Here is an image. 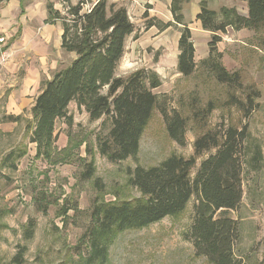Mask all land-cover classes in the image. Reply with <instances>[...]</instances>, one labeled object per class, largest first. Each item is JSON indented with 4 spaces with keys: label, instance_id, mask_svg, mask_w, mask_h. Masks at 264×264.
I'll return each mask as SVG.
<instances>
[{
    "label": "rangeland",
    "instance_id": "1",
    "mask_svg": "<svg viewBox=\"0 0 264 264\" xmlns=\"http://www.w3.org/2000/svg\"><path fill=\"white\" fill-rule=\"evenodd\" d=\"M14 1L17 0L11 3ZM28 1L36 22L47 18L49 1L62 12L65 10L58 0H26L25 5ZM108 1L127 4L123 0ZM92 2L85 0L84 8L90 7ZM141 4L139 12L129 15L137 38L133 35L127 38L116 75L125 78L138 69H150L159 75L161 85L152 89L157 95L158 106L144 128L138 152L123 161L112 163L99 154L97 139L107 132L106 125L102 126L104 118L90 121L84 109H78L75 102L68 106L72 125L67 126L63 119H57L55 123L51 157L38 156L35 143L29 141L34 102L30 95L40 91V82L47 78L46 74H40L37 81L28 80L26 73L30 65L26 57L11 61L14 65L10 62L4 66L11 59L12 54H9L5 62H0V264H87L86 245L81 237L91 223L94 199L118 201L139 196L127 183L128 170L136 165H157L171 154L194 157L193 177L200 161L215 152L212 148L195 155L194 138L207 129L222 130L227 125L237 128L245 125L249 133L246 143L251 147L245 156H241V202L229 211L239 225V239L234 247L236 261L237 264H264V30L244 28L235 31L229 28L225 34L219 33L221 41L217 50L222 53L221 63L228 71L239 70L244 87L259 93L255 109L244 117L236 106L222 105L228 98L229 88L219 84L199 66L207 56L212 36L195 19L199 0L198 3L197 0L182 2L181 12L191 31L197 63V70L185 77L176 68L180 28L173 25L161 32L155 27L151 32L144 28L145 11L156 21L172 20L166 0L158 3L155 13L148 11L149 3ZM221 6H233L241 14H247L245 0L208 1L210 9L218 11ZM10 29L0 27L6 37L0 49L8 47ZM234 36L238 41L233 42ZM55 38L59 43L60 37L54 32ZM63 57L64 66L70 58L67 52ZM53 72L49 71L50 77ZM27 87L31 91L26 93ZM245 91H235V95L243 99ZM208 101H212L215 108L205 125L194 123L191 104L205 106ZM161 109L168 114L178 110L186 117L184 146L169 138ZM255 145L260 147L263 155L256 171L245 163ZM9 152L15 157L6 161ZM86 163L92 164L94 175L84 180L82 172ZM95 178L101 181V188L94 186ZM194 202L192 197L186 208L175 216H167L143 229L121 233L110 246L103 264H210L204 257L195 255L192 243L184 236L192 222ZM31 225H34L32 236L26 238L27 228Z\"/></svg>",
    "mask_w": 264,
    "mask_h": 264
},
{
    "label": "trees",
    "instance_id": "2",
    "mask_svg": "<svg viewBox=\"0 0 264 264\" xmlns=\"http://www.w3.org/2000/svg\"><path fill=\"white\" fill-rule=\"evenodd\" d=\"M6 1L0 0V3ZM19 1L23 12L26 0ZM58 1L65 10L62 12L49 1L45 22H60V47L67 53H74L75 57L69 64L56 69L49 79L40 82V91L31 107L33 124L29 141L35 143L38 156L50 158L55 142V123L57 119H63L67 126L72 125L68 106L75 102L78 109H84L90 121L104 118L102 126L106 125L107 132L97 139L99 154L112 163L123 161L138 152L144 128L158 106L157 95L152 89L161 85L160 77L150 69H138L125 78L116 75L127 38L131 35L137 38L135 25L123 4L97 0L84 8L85 0H77L74 4L70 0ZM184 1L170 0L171 21H156L148 17L147 11L143 17L145 30L155 27L161 32L173 25L180 28L176 68L185 77L197 70V63L191 31L181 12ZM208 1H199V11L195 15L201 28L212 33L207 56L199 66L219 84L229 88L228 98L222 105L236 106L246 117L255 109L259 93L244 87L239 70L225 68L217 44L221 41L219 33L225 34L229 28L235 31L244 28L264 30V0H245L246 15L233 6H221L218 11L210 9ZM244 90L247 91L243 99L235 95V91ZM214 108L212 101L205 106L191 104L192 121L205 125ZM161 113L169 138L184 146L186 117L178 110L168 114L161 109ZM248 137L245 125L207 129L197 135L193 140L195 155L212 148L215 152L200 161L193 177L194 157L175 154L154 166L136 165L129 169L127 183L139 196L118 201L93 200L91 223L81 237L86 245L87 264H103L110 246L121 233L143 229L167 216L179 214L192 197L195 198L193 218L184 236L192 243L195 255L204 257L210 264H237L234 247L239 239V225L229 211L239 206L243 196L241 156L251 148L246 143ZM251 152L245 163L256 171L263 155L258 145ZM12 157L15 154L9 152L5 159L10 161ZM93 175L92 164L86 163L82 178L90 179ZM94 186L101 188L98 178L94 179ZM33 227L27 228L26 238L32 236Z\"/></svg>",
    "mask_w": 264,
    "mask_h": 264
},
{
    "label": "crops",
    "instance_id": "3",
    "mask_svg": "<svg viewBox=\"0 0 264 264\" xmlns=\"http://www.w3.org/2000/svg\"><path fill=\"white\" fill-rule=\"evenodd\" d=\"M92 1L95 2L97 0H92ZM123 1H127L128 5L125 3V7L127 9L128 15H130L131 12L132 13L139 12V10H141V5H142L141 3L143 2H147L151 5V7L148 9L149 12L155 13L158 10V3H160L163 0L161 1L123 0ZM11 2L12 0H8L3 5H0V27L3 26L4 28L8 27L10 29L11 26L12 28L10 29L12 31H10L9 32L10 34H8V36H10V41L8 43V47L6 48L7 52L9 51L10 52L9 54H12L11 56L12 60L10 59L4 66L8 65L14 59H16L17 62L18 60L26 57V59L29 61L28 64L30 65L26 73L28 80L37 81V78L40 77V74L43 73L46 74L47 77L46 79H49L50 78L49 71H55L58 68V66L62 67L63 66L62 63H64L63 54H66V52H64L60 47L61 40L58 43L57 39L56 38L54 39V32L57 37L61 36L62 33L61 24L58 21L54 23H47L45 22L46 17L43 18L42 20L38 19L41 21L36 22V19L34 18L35 13H33L32 10H29V1L26 5H24L23 12H21L20 10L19 0L14 1V3ZM70 2L72 4L75 3L72 0H70ZM169 3L170 0H166L167 12L169 11ZM245 5H246V1H245ZM141 12H143V10ZM168 13L170 14V12ZM153 30L154 27H151L147 31L151 32ZM228 31L229 29H227V32ZM236 37L237 36L233 37L234 39L233 42L238 41L236 40L238 39ZM67 54L68 57L70 58L67 63L69 64L71 60L75 57V54L74 53H67ZM176 55H178V52L176 53ZM11 64L14 65V62H11ZM24 91L26 93L27 91L30 92L31 91L30 87L25 88ZM38 93L39 92H36L34 95H30L33 97V101L35 97L38 95Z\"/></svg>",
    "mask_w": 264,
    "mask_h": 264
},
{
    "label": "built area",
    "instance_id": "4",
    "mask_svg": "<svg viewBox=\"0 0 264 264\" xmlns=\"http://www.w3.org/2000/svg\"><path fill=\"white\" fill-rule=\"evenodd\" d=\"M6 40L5 35L0 32V47L4 44ZM9 53L7 52V50H3L2 48L0 49V62H5L8 59Z\"/></svg>",
    "mask_w": 264,
    "mask_h": 264
}]
</instances>
